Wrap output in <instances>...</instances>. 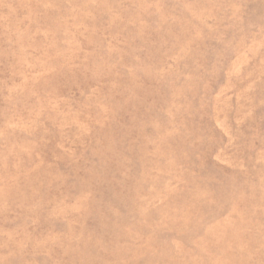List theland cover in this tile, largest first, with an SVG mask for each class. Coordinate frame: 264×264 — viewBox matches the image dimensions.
Segmentation results:
<instances>
[{
  "label": "rangeland",
  "instance_id": "rangeland-1",
  "mask_svg": "<svg viewBox=\"0 0 264 264\" xmlns=\"http://www.w3.org/2000/svg\"><path fill=\"white\" fill-rule=\"evenodd\" d=\"M0 264H264V0H0Z\"/></svg>",
  "mask_w": 264,
  "mask_h": 264
}]
</instances>
